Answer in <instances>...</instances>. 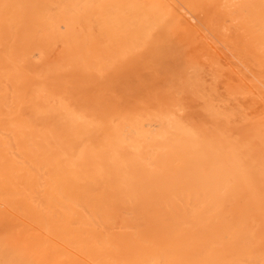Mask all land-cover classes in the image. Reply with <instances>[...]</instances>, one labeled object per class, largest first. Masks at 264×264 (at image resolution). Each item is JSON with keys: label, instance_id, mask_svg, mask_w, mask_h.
<instances>
[{"label": "bare ground", "instance_id": "bare-ground-1", "mask_svg": "<svg viewBox=\"0 0 264 264\" xmlns=\"http://www.w3.org/2000/svg\"><path fill=\"white\" fill-rule=\"evenodd\" d=\"M0 264H264V0H0Z\"/></svg>", "mask_w": 264, "mask_h": 264}, {"label": "rangeland", "instance_id": "rangeland-1", "mask_svg": "<svg viewBox=\"0 0 264 264\" xmlns=\"http://www.w3.org/2000/svg\"><path fill=\"white\" fill-rule=\"evenodd\" d=\"M192 22H195L194 20H192Z\"/></svg>", "mask_w": 264, "mask_h": 264}]
</instances>
